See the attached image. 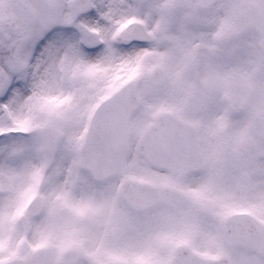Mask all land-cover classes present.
<instances>
[{
    "label": "snow or ice",
    "instance_id": "1",
    "mask_svg": "<svg viewBox=\"0 0 264 264\" xmlns=\"http://www.w3.org/2000/svg\"><path fill=\"white\" fill-rule=\"evenodd\" d=\"M0 264H264V0H0Z\"/></svg>",
    "mask_w": 264,
    "mask_h": 264
}]
</instances>
